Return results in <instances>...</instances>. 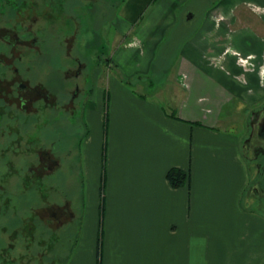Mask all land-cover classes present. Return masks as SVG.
<instances>
[{"label": "crops", "instance_id": "0c3cea01", "mask_svg": "<svg viewBox=\"0 0 264 264\" xmlns=\"http://www.w3.org/2000/svg\"><path fill=\"white\" fill-rule=\"evenodd\" d=\"M190 1H120L110 59L127 67L123 56L138 52L134 66L142 61L147 72L180 16L194 19L192 8L186 17L181 13ZM240 4L254 16V22H239L249 28L248 39L264 43V0H222L206 12L201 34L187 43V57L172 72L175 92L165 100L173 101L170 112L125 90L110 74L102 86L95 84L84 111L82 218L63 264H264V218L243 202L242 138L218 129L229 117L221 118L223 109L264 99V44L246 54L257 64L254 71L238 66L237 50L230 59L223 55V42L233 46L224 37L238 25L242 12L233 9ZM209 66L218 72L205 71ZM171 169L185 172L187 184L172 188L166 180Z\"/></svg>", "mask_w": 264, "mask_h": 264}, {"label": "rangeland", "instance_id": "374dc122", "mask_svg": "<svg viewBox=\"0 0 264 264\" xmlns=\"http://www.w3.org/2000/svg\"><path fill=\"white\" fill-rule=\"evenodd\" d=\"M5 1L3 0L4 3ZM13 1L15 0H8V9L11 12L6 10L10 13H5L0 23V42L7 47L4 52L0 50V60L10 65L13 58L17 60L21 57L23 61H18L15 67L19 69V73H25L27 69L32 70L31 75L29 74L31 83L22 79L20 74L14 75L13 78L0 79V108L4 106L12 109L24 108L25 111L37 113L38 109L29 101L32 91L28 89L33 88L29 86L31 84L37 87L46 84L45 87L50 88V100L46 104H51L52 108L47 111L50 126L37 127L29 134V138L35 141L31 149H36L39 154L23 157L15 152L12 155L11 147L14 145L10 143L17 139L14 126L10 127V132H4L6 134L4 137H0V143L6 140L0 144V151L3 148L0 167H3L2 161L11 160L10 164L16 165L21 164L23 158L27 166L31 164L29 168L33 170L31 173L33 178H40L37 179L39 181L37 184L41 188L38 194L34 191L36 185H32L30 189L33 190V194L24 191L25 186L13 189L11 181L15 180L10 179L8 185L2 181L4 170L0 168V212L3 214L0 218L4 221L0 225L7 228L6 233H0V264H63L70 256L74 239L77 238L76 229L80 224L77 220L82 218L84 190L81 143L88 135L84 111L88 108L90 93L96 89L95 84L102 86L110 74L125 90L149 100L159 101L165 110L170 112L173 101L168 103L165 100L173 91L175 92L173 88L175 85L170 84L173 82L172 72L179 59L187 57V43L201 34L206 12L216 8L222 0L187 2L181 13L186 17L185 12L192 8L195 11L194 19L188 22L180 16L178 25L167 31L166 38L157 52V61L147 72H144L145 64L142 61L137 68L134 66L133 60L139 59L138 52L135 58L131 57L130 53L123 56L126 63L133 65L132 67L123 66L125 61L119 66L112 61L113 70H108L104 65L117 49L114 19L119 8V0H16V5ZM245 7V4H240L233 9L234 12L242 14L238 25L233 24V29H229V33L224 37L233 46L227 48L229 45L223 42L222 49H228L223 54L228 58L233 50H237L238 52L233 55L238 66L249 72L256 70L257 64L252 63L251 59L254 58L246 57V54L258 53L264 43L263 41L251 43L248 39L251 34L249 28L240 25V23L245 25L246 21L254 22V16H251ZM259 14L261 15V12ZM217 20L219 21V18ZM15 29H19V33ZM32 30L36 33L34 40L28 34ZM238 38H243L244 41L239 42ZM29 60H33L31 65L28 63ZM260 67L259 70L264 73V66ZM229 69L231 70V67ZM205 71L212 74L218 72L210 66L206 67ZM18 84V87L26 85L28 89L18 91L16 88ZM76 88L78 94L75 100H72ZM254 92L259 94L260 89L257 88ZM18 95L22 96L20 98L24 105L20 104ZM242 105L235 103L223 109L221 118L228 115L229 117L218 126V129L239 139L244 137L245 114L254 104L246 108ZM106 111L104 102L100 110L102 123L105 121ZM8 112V115L13 113L12 110ZM64 148L68 154L65 160L60 161L58 152ZM38 149H42V154L50 151L49 156L55 160L50 169L44 168L43 157L40 163L41 150ZM15 183L16 181L13 184ZM13 190L14 194L10 193ZM30 196L35 201L32 215L31 211L22 207V199L26 200L25 198ZM15 220L25 221L24 229L20 230L18 228L20 226L14 223ZM41 224L47 230L45 234L36 231L39 228L37 226ZM5 243L11 248L5 247Z\"/></svg>", "mask_w": 264, "mask_h": 264}, {"label": "flooded vegetation", "instance_id": "af4514ba", "mask_svg": "<svg viewBox=\"0 0 264 264\" xmlns=\"http://www.w3.org/2000/svg\"><path fill=\"white\" fill-rule=\"evenodd\" d=\"M15 2L16 0L13 1V3L16 5ZM8 4H9L8 0H6L5 3L3 2V0H0V23L2 22L3 15L5 13L11 12V10L8 9ZM12 8L14 9L15 6H13ZM6 10H9L10 12ZM15 14L18 13H13V15ZM11 27H13L12 24ZM17 32L19 33V29L17 30ZM33 33L34 30H32L28 34L29 36L31 35L32 39L34 40L35 33L34 34ZM5 47L6 46H4L3 43L1 44L0 42V50H2V52L5 51L4 49L7 50V47L6 48ZM19 47H17L18 50ZM21 59H22L21 57L17 58V60L13 58L12 59L13 62L10 65L4 64V62L0 60V69H1L0 79L13 78L14 75L20 74L22 79H24L26 82L29 81V83H31L29 80L30 79L29 74L32 73V70L27 69L25 73H19V69L15 67V64L18 65V61L21 62L23 61V59L22 60ZM31 61L33 62V60H29L28 63L29 64L32 63ZM34 85L35 84L29 85V86H33V88L30 87V89H28L26 85H20V87H18L19 86L18 84L16 88L18 91H24L25 89L32 91L30 92V95L32 96H30L29 101L32 103L31 105H33L38 109L37 113L25 111L24 108L12 109L4 105L2 106H4L5 108L4 107L0 108V133H1L0 137H4L6 135L4 134V132L9 131L10 127L13 126L17 133L15 134L17 139H14V141L10 143L11 145L12 143L14 145L11 147L13 152L12 155H14L15 152H17L18 154L20 153L23 157L35 156V154L36 155L39 154L37 153L36 149H31V145H33L35 141L29 138L30 137L29 134L31 133V131L35 130V128L37 129V127L45 128L47 126H50L51 124L50 120L48 119L47 111L50 108H52V106L51 104H46V102L50 100V95H51L49 92L50 88L48 89V87H45L46 84L42 87L39 85L38 87ZM77 94H78V90L76 88L72 94V100H75ZM20 97L22 96L19 95L17 96V98ZM20 104L24 105V102L22 101L21 98H20ZM0 107H1V101H0ZM9 110H12L13 113L8 115ZM60 113L62 114L63 111H60ZM245 115H246L245 116L246 126H244L245 127L244 137L242 138L241 141V156L245 163L247 176H248V183L244 192L243 202L246 208L252 207L255 211L264 214V99H262L261 101L257 102L252 107H250L248 113ZM2 116H4L5 118L2 119ZM1 142H3V140ZM38 150L39 151L41 150L40 151L41 154L39 158L40 163L43 157L44 159L43 162L45 166L44 168L47 167L50 169L51 166H53V163L55 162V160H53L52 157L49 156L50 151H46L48 153L47 155V153L42 154V149H38ZM58 153H59L60 161L65 160L64 158H66L68 154L65 148L59 151ZM55 154H57V151L55 152ZM21 160H22L21 164H16V166L18 165L19 166L23 165V166L21 167L13 166L9 168L8 171H11L12 173H20L21 170L23 169L26 170L27 167L28 168L31 167V164L30 166H27V164H25L26 161L23 158H21ZM46 170L47 169H45V171ZM30 172L33 173V170H31V168H30Z\"/></svg>", "mask_w": 264, "mask_h": 264}, {"label": "trees", "instance_id": "16d2710c", "mask_svg": "<svg viewBox=\"0 0 264 264\" xmlns=\"http://www.w3.org/2000/svg\"><path fill=\"white\" fill-rule=\"evenodd\" d=\"M120 1H123V0H120ZM35 3V2H34ZM34 33H35V31H34ZM35 35H36V33H35ZM104 65L107 67V68H109V69H111V70H113V64H112V60L110 59V58H108L106 61H105V63H104ZM6 142V140H3V142H1L2 144L3 143H5ZM0 143V144H1ZM7 144H8V142H7ZM6 153H7V151H6ZM3 154V148H2V150L0 151V155L1 156H3L2 155ZM10 161L11 160H8V161H2V163H3V167H0L1 169H3L4 171H3V173H2V181H4V182H6V184L8 185V182H9V180L11 179V180H15L16 181V183L15 184H13L15 181H11L12 182V184H11V182H10V184L11 185H13V189H21L23 186H25L24 188H23V190L24 191H27V192H31V194H33V190H30L31 189V187H32V185L33 186H35L36 185V189L34 190L35 191V193L36 194H38V192H39V189L41 190V188H39V185L37 184L39 181L37 180V179H40V178H33V175H31V172H30V168H26V170L25 169H23V170H21V172L20 173H12L11 171H8L9 170V168H11V167H21V166H23V165H18V166H16V165H11L10 164ZM25 168V167H24ZM30 172V173H29ZM29 173V174H28ZM166 180H167V182L169 183V185L172 187V188H180V187H182V186H184L185 184H187V181H188V175L185 173V172H183V171H181V170H179V169H171V170H169L168 172H167V174H166ZM9 184V185H10ZM20 184V185H19ZM43 190V189H42ZM2 191H5V192H7L6 190H4V189H2ZM27 192H25V193H27ZM9 193V192H8ZM10 193H12V194H14V190L12 191V192H10ZM30 194V195H31ZM39 196V195H38ZM40 197V196H39ZM32 196H30L29 198H25L26 200H24V199H22V207L25 209H27V210H29V211H31V215H32V210H33V206H34V203H35V201H33L32 199ZM40 205V204H39ZM244 206H245V204H244ZM32 208V209H31ZM245 210H248V211H250V212H253V213H256V214H258L259 216H261V217H263L264 218V214L263 213H259V212H257V211H255L252 207H250V208H246L245 207ZM3 214H2V212H0V217L2 216ZM3 219V218H2ZM2 219L0 218V224L1 223H4V221H2ZM79 219V218H78ZM14 221V220H13ZM78 221H80V219L78 220ZM19 222H21V223H19ZM25 221H17V220H15V222L14 223H16L17 224V226L19 225L20 227H18L20 230H22V229H24V226H23V223H24ZM15 224V225H16ZM37 227H39V228H37ZM36 228V231H41L42 233H46L47 232V230L44 228V225H39V226H37ZM6 231H7V228H6V226H2V225H0V233L1 234H3V233H6ZM14 233H15V231H14ZM76 242V238L74 239V242H73V244ZM6 244V243H5ZM5 247H9L7 244H6V246ZM73 247H74V245L72 246V249H73ZM9 248H11V247H9ZM72 249H71V251H72ZM69 258V257H68Z\"/></svg>", "mask_w": 264, "mask_h": 264}]
</instances>
